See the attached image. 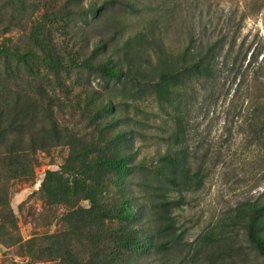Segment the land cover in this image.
Returning a JSON list of instances; mask_svg holds the SVG:
<instances>
[{"label":"rangeland","instance_id":"obj_1","mask_svg":"<svg viewBox=\"0 0 264 264\" xmlns=\"http://www.w3.org/2000/svg\"><path fill=\"white\" fill-rule=\"evenodd\" d=\"M243 14L238 42L264 47V0H0V48L24 57L0 58V125L30 168L6 188L31 264H264L247 236L263 155L226 126L229 100L187 106L184 83L162 78L190 31H234ZM184 115L199 147L188 178ZM19 254L0 244V264Z\"/></svg>","mask_w":264,"mask_h":264},{"label":"trees","instance_id":"obj_2","mask_svg":"<svg viewBox=\"0 0 264 264\" xmlns=\"http://www.w3.org/2000/svg\"><path fill=\"white\" fill-rule=\"evenodd\" d=\"M246 18L247 14H243L240 25L234 31L224 29L215 34L194 28L188 33V38L184 42L182 59L165 64L162 78L167 83H184V104L187 106H192L200 98L209 107L218 104L222 99L229 100L226 126L230 125L232 128L237 126V132L244 136L247 147L259 152L264 158V47H253L252 43L247 44L246 41L238 42L243 31L242 22ZM10 57L20 60L24 58L19 52L0 48V58L6 59V64ZM87 66L98 68L109 77L119 78L123 74V70L117 67L110 69L92 63H88ZM11 75L12 70L9 65L0 71V89L6 88V82ZM4 106L6 103L0 100V107ZM230 115H232L231 119H229ZM185 119L184 115V151L179 154L184 162V172L180 176L188 178L193 169L192 165L199 160L197 153L199 147H194L192 144L195 141L194 134L188 131V122ZM9 129H13L12 126L0 125V244L7 248L17 246L20 250L19 257L24 259L22 264H31L33 255L30 250L33 244L23 242L16 236L17 225L8 203V188H6L9 179L29 174L30 168L29 165L20 162L21 156L17 154L18 150L8 144L3 137L4 132ZM190 146L193 147L192 152L189 151ZM162 161L176 166L179 158L166 156ZM97 163L118 170L127 166V162L123 159H103L98 160ZM200 168H203L202 164L198 169ZM247 211L248 239L264 257V193L260 199L248 204ZM136 243L124 241L122 246L130 249L133 245H137ZM159 247L165 249L168 243ZM12 264L20 263L13 260Z\"/></svg>","mask_w":264,"mask_h":264}]
</instances>
